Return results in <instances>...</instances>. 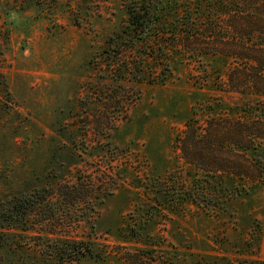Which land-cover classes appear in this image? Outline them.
Wrapping results in <instances>:
<instances>
[{
  "label": "rangeland",
  "instance_id": "1",
  "mask_svg": "<svg viewBox=\"0 0 264 264\" xmlns=\"http://www.w3.org/2000/svg\"><path fill=\"white\" fill-rule=\"evenodd\" d=\"M131 1L0 0V202L47 191L60 204L56 188L75 184L89 200L62 206L55 231L90 241L74 264H128L121 252L141 246L131 234L176 264H264V183L207 176L176 146L194 111L240 115L243 99L217 87L226 61L176 54L166 83L126 79L119 95L101 55ZM38 219L31 235L48 233ZM35 242L21 236L13 264H56Z\"/></svg>",
  "mask_w": 264,
  "mask_h": 264
},
{
  "label": "trees",
  "instance_id": "2",
  "mask_svg": "<svg viewBox=\"0 0 264 264\" xmlns=\"http://www.w3.org/2000/svg\"><path fill=\"white\" fill-rule=\"evenodd\" d=\"M178 2L177 7L168 0L129 3L127 25L111 39L105 55H101L109 66H114L108 71L109 77L113 75L112 84L117 88L114 89L121 95L119 84L126 79L166 83L176 54L195 59L205 55L223 58L227 69L216 78L217 87L243 99L240 115H208L202 120L194 111L185 120L176 146L186 164L207 176L220 180L237 178L258 187L264 183V160L255 154L264 145V0ZM114 48L118 52L114 53ZM136 51L143 55H133ZM56 191L62 196L60 204L52 202L46 196L47 191L0 202V264L14 263L21 236L27 239L37 236L44 243L35 245L56 264H74L93 256L90 241L55 233L65 225L61 207L77 206L89 198L79 196L75 184L61 183ZM205 197L199 191H187L185 195L186 200L195 203ZM210 200L213 201L209 197L207 205H211ZM37 217L40 218L37 225L51 231L31 235L35 229L31 222ZM130 236L141 246L121 252L128 264H176L167 256L156 259L154 252L160 245L153 238ZM223 260L220 264H226Z\"/></svg>",
  "mask_w": 264,
  "mask_h": 264
}]
</instances>
